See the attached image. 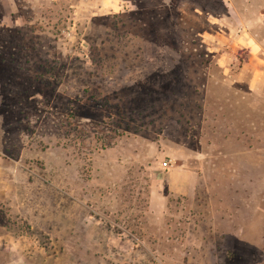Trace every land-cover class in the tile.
Wrapping results in <instances>:
<instances>
[{
    "label": "rangeland",
    "instance_id": "374dc122",
    "mask_svg": "<svg viewBox=\"0 0 264 264\" xmlns=\"http://www.w3.org/2000/svg\"><path fill=\"white\" fill-rule=\"evenodd\" d=\"M0 264H264V0H0Z\"/></svg>",
    "mask_w": 264,
    "mask_h": 264
}]
</instances>
